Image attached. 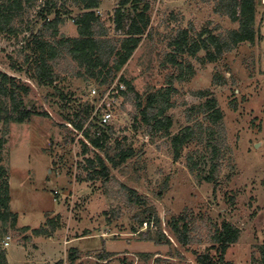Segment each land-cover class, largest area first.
I'll list each match as a JSON object with an SVG mask.
<instances>
[{
  "label": "rangeland",
  "instance_id": "374dc122",
  "mask_svg": "<svg viewBox=\"0 0 264 264\" xmlns=\"http://www.w3.org/2000/svg\"><path fill=\"white\" fill-rule=\"evenodd\" d=\"M118 1L103 0L98 13L107 22ZM146 1L151 5V36L144 38L120 76L131 81L143 96L173 83L177 90L172 98L175 108L168 113L174 121L172 135L201 123L204 129L200 134L206 140L205 129L210 123L191 109L209 99L217 101L224 114L225 137L217 186L201 182L188 167V155L200 159L205 145L194 141L175 161L170 139L151 137L140 119L135 120L133 102L119 93L104 104H111L113 113L112 143L121 141L136 156L112 169L108 182H80L78 177H85L88 172L82 168L85 159L99 152L93 150L84 156L83 137L66 124L65 116L72 113L74 102L101 106L99 97L115 93L119 80L100 89L87 86L69 72L59 71L54 87H40L12 69L14 62L22 63L19 53L26 34L17 39L0 37V72L17 77L31 89L24 101L34 113L29 123H0V137L7 134L3 164L9 172L10 207L19 216L17 228L9 230L2 242L8 264H55L60 260L71 264L72 249L79 251L75 264H197L196 254L210 250L211 235L224 221L241 231L238 243L227 252L226 261L259 263V247L264 245V0H257L256 24L262 41L241 45L217 63L202 64L204 51L197 58L181 57L180 62L193 71L184 81L177 79L180 70L168 60L173 51L170 43L177 34L188 30L196 37L205 29L215 35L226 34L236 25L216 13L218 0ZM35 16L36 12H31L28 17L34 20ZM76 30L67 21L61 33L75 38ZM63 68L71 70L68 63ZM217 75L226 80L225 85L213 84ZM56 88L68 97L67 101L55 95ZM93 90L97 91L96 96L92 95ZM203 92H208V96L201 98L199 94ZM113 97L116 99L111 101ZM41 113H48L50 118L38 116ZM209 169L210 164L205 171ZM121 185L136 190L146 205L129 207L123 202ZM146 209L156 211L159 227L140 226L136 217L145 218ZM180 216L187 218L191 228L193 243L187 248L179 244L168 226L172 217ZM25 227L29 231H23ZM37 229L43 235H34L33 230ZM159 231L170 244L157 246L142 239V233L148 232L155 239ZM106 252L113 257L103 261L100 258ZM211 254L216 257L215 251Z\"/></svg>",
  "mask_w": 264,
  "mask_h": 264
},
{
  "label": "trees",
  "instance_id": "16d2710c",
  "mask_svg": "<svg viewBox=\"0 0 264 264\" xmlns=\"http://www.w3.org/2000/svg\"><path fill=\"white\" fill-rule=\"evenodd\" d=\"M102 4L103 0H0V37L17 39L20 35L26 34L23 37L24 43L21 41L19 53L22 63L14 62L13 71L26 75L40 87L48 88L54 87L59 81L57 75L59 71L69 72L70 76L81 79L87 86L94 85L100 89L109 88L119 80V84L126 87V91H120L119 94L132 101L136 107L135 120L140 119L151 137L162 136L170 139L175 161L182 158L184 150L194 141L205 145L200 159L196 160L192 154L188 155V167L201 182L217 186V169L223 158L225 145L224 114L217 101L209 99L199 107L191 109L194 115L202 114L204 120L210 123L205 129L206 140L200 134L204 129L201 123L187 126L178 134L172 135L174 121L168 113L175 108L172 98L177 90L173 83L170 82L167 88L143 96L137 92L131 81L120 76L144 38L151 36L150 3L146 0H119L108 22L98 13ZM257 7V0H218L216 13L236 25L234 29L218 35L205 29L196 37L188 30H181L170 43L173 51L168 58L171 65L180 70L177 79L184 81L187 76L193 74L191 66L186 67L180 62V58L185 55L197 58L200 52L204 51L206 55L202 59V64L217 63L241 45H255L262 41L256 24ZM31 12H36L34 20L28 17ZM67 21L76 26L77 37L62 35L61 28ZM64 63L70 65V71L63 68ZM213 84L223 86L226 80L217 75ZM30 91L31 89L21 84L17 77L0 72V123L8 126L11 123L25 124L31 121L34 113L24 101ZM56 91L58 93L55 92V95H59L63 101L68 100L58 88ZM208 94L203 92L199 95L205 98ZM70 102L72 103L71 99ZM74 104L70 107L72 113L65 116L66 124L71 125L76 133L82 135L84 156L93 150L99 152L85 159L82 168L88 172L85 177L79 176L78 180L108 182L111 170L126 164L136 156V152L131 147L123 145L121 141L114 140L112 143L115 129L111 123L106 125L101 123V115L95 114L94 104L82 105L75 102ZM234 110L237 108L234 107ZM38 116L50 118L48 113H41ZM6 136L7 134L0 137V264H8L2 242L9 230L17 228L19 220L18 214L11 211L9 172L3 164ZM208 164L210 169L207 172L205 167ZM121 192L123 202L129 207L134 209L146 205V200L136 190L121 185ZM143 213L145 218L136 217L140 226L144 224L148 227L152 224L160 226V219L154 209H146ZM168 226L182 247L187 248L193 243L186 217H172L168 221ZM23 231H29L28 227ZM33 234L41 236L43 231L33 230ZM157 234L154 239L151 233H142V239L157 246L163 245L164 242L171 243L162 231ZM240 236L241 231L237 227L229 222H222L211 235L210 250L196 254L197 264H234L226 261V255L230 247L238 243ZM211 251H215L216 257ZM259 251L258 264H264V245L259 247ZM112 257V253L106 252L100 259L107 261ZM69 259L71 264H75L79 259V251L72 249ZM55 264H64V261L60 260Z\"/></svg>",
  "mask_w": 264,
  "mask_h": 264
},
{
  "label": "built area",
  "instance_id": "2783aa9c",
  "mask_svg": "<svg viewBox=\"0 0 264 264\" xmlns=\"http://www.w3.org/2000/svg\"><path fill=\"white\" fill-rule=\"evenodd\" d=\"M125 90V86L123 84H119L118 85V90L107 94L106 97H102L100 96L99 99L101 100L102 99V102H101V106L97 107L96 108V111H95V114H100V119H101V123L106 125L108 123H111L112 121V118H113V113H112V110H111V104L110 105H104L105 102L107 101V99H109L111 96H115V94H118L120 91L124 92ZM92 95L93 96H96L97 95V91L96 90H93L92 91ZM116 98L113 97L111 98V101H114Z\"/></svg>",
  "mask_w": 264,
  "mask_h": 264
},
{
  "label": "crops",
  "instance_id": "0c3cea01",
  "mask_svg": "<svg viewBox=\"0 0 264 264\" xmlns=\"http://www.w3.org/2000/svg\"><path fill=\"white\" fill-rule=\"evenodd\" d=\"M77 31V30H76Z\"/></svg>",
  "mask_w": 264,
  "mask_h": 264
}]
</instances>
